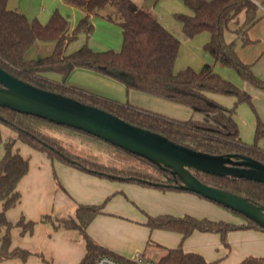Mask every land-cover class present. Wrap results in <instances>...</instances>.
<instances>
[{
  "label": "trees",
  "instance_id": "trees-1",
  "mask_svg": "<svg viewBox=\"0 0 264 264\" xmlns=\"http://www.w3.org/2000/svg\"><path fill=\"white\" fill-rule=\"evenodd\" d=\"M68 1L81 7L85 12L73 30H70L67 17L59 11H55L46 23H42L37 19H28L20 10L10 9L7 5L8 0H0V66L38 87L100 107L132 124L161 133L177 143L196 150L214 154L242 153L264 162V151L258 146V141L264 137V121L257 120L255 138L249 144L240 138L239 125L235 117L239 103L252 102L251 94L215 72L211 63L204 64L200 70L187 67L175 71L174 65L181 42L154 12L142 7L135 0ZM183 1L193 11L190 15L176 14L183 23L184 33L193 37L202 31H208L210 40L205 48L215 61L234 68L244 80L264 89V80L257 77L251 66L239 57L236 40L227 41L225 37L230 22H236L237 35L243 39V42L249 41L246 31L257 21L259 7L264 0ZM106 5L114 7V12L108 16L122 27L121 50L96 51L85 43L70 54H65L66 46L79 33L85 32L88 35L93 33L94 24L91 14ZM240 15L244 16L242 22L239 21ZM37 40H55L56 46L48 56L27 59L26 51ZM76 67H84L113 76L121 80L128 90L137 89L189 106L200 112L203 118L175 119L138 108L128 102L120 103L68 85L66 78ZM49 73L60 74L62 80L51 79ZM210 93L233 95L236 97V102L234 106L228 107L211 97ZM0 121L16 130V136L5 141V152L0 159V201L3 205L0 211V233L2 230L5 231L0 237V262L14 256L25 259L31 253L21 248L10 250V229L15 224L6 215L7 210L20 201L21 193L18 190V184L30 167L29 159L23 156L19 149L14 148L18 139L33 149L46 152L52 158L98 176L155 186L163 190L187 191L178 186L180 180L173 176L169 169H163L143 156L136 155L84 130L6 107H0ZM52 127H66L100 139L137 158L143 164H134L125 170L115 171L113 169H117L116 167L94 161L88 162L84 158L71 154L60 146L54 135L42 129ZM147 165L153 166L156 173L149 170ZM194 172L207 184L247 197L256 204H264V183L196 170ZM102 209L103 204H79L75 216L59 219V226L78 228L85 237L87 252L79 264H96L98 257L103 254L128 261V258L114 254L87 232L88 225L102 212ZM244 217L248 220L247 223L238 225L198 218L191 214L183 216L159 214L149 215L146 223L151 228L180 232L183 238L196 230L218 232L224 239L229 231L238 227H252L264 231L258 223ZM34 223L33 220H26L22 215L16 226H21L22 232H32ZM159 260L163 264H216L215 261L207 260L199 252L185 251L181 245L167 247ZM47 264L51 263L47 262ZM239 264H264V256L249 255Z\"/></svg>",
  "mask_w": 264,
  "mask_h": 264
},
{
  "label": "crops",
  "instance_id": "crops-1",
  "mask_svg": "<svg viewBox=\"0 0 264 264\" xmlns=\"http://www.w3.org/2000/svg\"><path fill=\"white\" fill-rule=\"evenodd\" d=\"M135 1L138 2L142 7L154 12L160 21L176 37L179 38L181 45L174 65L175 71H180L187 67L200 70L204 64L211 63L213 64L215 72L251 94L252 102H241L237 106L235 117L239 125L240 138L246 143H252L255 138L257 120L261 119L264 121V89L247 80H244L234 68L215 61L214 57L205 48L206 43L210 40V33L208 31H202L193 37H189L184 33L183 23L176 17V14L184 13L190 15L193 14V11L184 3L183 0H162L160 3H157L156 0ZM182 3H184L185 6ZM162 4H164V6ZM7 5L10 9L20 10L28 17V19H37L42 23H46L55 11H59L61 14L67 17L70 30H73L80 19L85 15V12L81 7L74 5L68 0H8ZM114 10L115 9L113 6L106 5L100 10L92 13L91 20L94 24V28H105L108 32L120 34L121 29L118 25V22L112 20L108 16V14L114 12ZM258 16L259 17L257 21L254 22L246 31L249 41L243 42V39L237 35L236 30L234 38L233 36L227 38L226 34L225 37L227 41L236 40L237 52L241 60L251 66L253 73L257 77L264 80V2H262L259 7ZM243 19L244 16L240 15L239 21L242 22ZM237 27L238 24L236 23V29ZM39 41L43 40H37L28 48L25 53V57L27 59H33L36 54H38L39 57H41L43 54H47L45 56H48L52 53L56 46L55 40H48L50 41L48 47L40 46L39 48ZM90 44L91 45H88L93 49L97 46L94 42H91ZM49 77L54 80H62V76L58 73H49ZM67 79L69 80L68 85L82 88L99 96L106 97L120 103L128 102L138 108H144L145 110L158 112L166 116L172 115L180 117H174L175 119L186 120L189 118H195L199 120L203 118V115L200 112L195 111L189 106L173 102L163 97L151 95L137 89L128 90L121 80L113 76L94 71L92 69L76 67L69 74ZM210 96L228 107L234 106L236 102V97L233 95L210 93ZM172 116L169 117L173 118ZM19 145H15L14 148L20 150ZM26 145L30 147L28 144ZM258 146L262 151H264V137L258 141ZM45 158L47 159L46 163L45 161L43 162L45 163V168L39 170L38 172L39 175H41V180L39 179V183L41 181L40 184H46L45 186L49 189V197L54 192H56V190L55 181L52 180L50 163L48 161L50 158L49 156H43V160ZM54 161L55 159L51 161L53 166L55 163ZM55 166L60 171V173L64 172L67 175L66 178L61 177L63 184L66 186H64V188L69 189L74 194H76L75 189L79 190L80 193L78 198L80 200H85V202H88V204L89 202H101L107 196L112 195L114 192H118L122 189L127 197L129 199L131 197L132 201L137 204V207L143 211L145 210L146 213L154 214V216L158 214H180L176 212L179 211L176 209V207L167 202L159 201V206H155L154 209L149 207L152 203V196H155V198L161 196L165 200L168 198L174 199L177 195L181 196L182 194L178 193L176 190H163L160 188H154V186H146L142 184H140V186L139 183L128 181L119 182L121 180L98 176L76 168L72 165L68 166L66 164L56 163ZM28 173L24 177H26ZM24 177L22 179H24ZM34 186L38 187L39 184H34ZM83 193L87 195H83ZM186 195L191 196L192 194ZM48 197L46 200H48ZM116 199L121 201L119 196L113 197L111 201L107 202L108 208H110L111 205L113 206ZM24 200L25 195H22L21 193V199L18 205L21 204L22 209L16 210L18 205H15L16 208L14 206L8 209L6 213L7 218L15 224L11 230L13 238L11 239L10 250L14 248H21L27 249L30 252H47L46 254L53 258V264H79L87 252V246L86 240L79 237L80 233L77 228L65 227L66 229L63 228L64 230L59 229V231L54 232L48 223L42 224L39 222L40 225L37 224V226H34L32 232H25L23 234L22 227L16 226V223L20 219V212H24L26 214V220H30L31 217L36 216L35 214L39 215L43 211L40 210L38 206H36V202L35 205L29 206V204H24ZM43 201L44 199L42 197L38 198L40 205ZM67 204L69 203L61 204L58 209H65V205ZM1 207L3 208L2 201H0V211L2 210ZM36 209L38 210L36 211ZM113 209L110 210H113L115 214L112 211L110 212H112L114 216L116 215L117 217H120L118 214H125L121 213V211H118L116 207H113ZM127 209L128 213H126V216L128 218H113L114 221L112 220L113 222L106 226V231L101 232L102 234L99 232L96 233L92 230V222H90L88 225L91 234L93 235L91 236L94 239L111 250L114 254L124 258H130L134 253L144 251V247H146L148 244L146 241L148 239L149 233L148 229L141 226L143 221L140 220L141 218L139 217V212L130 207H127ZM46 210L49 211L48 208ZM24 213H21V215ZM102 213H105V211H102L100 214ZM100 214H98L95 218L98 219L99 217H103L99 216ZM246 223L247 222L244 224ZM145 224L147 225V223ZM37 228L40 232H42V235H38L36 233ZM201 232L206 234L208 233L196 230L187 238H183V241L181 242L180 235H176V239L170 243L169 247L182 245L185 251L199 252L203 254L207 260L215 261L216 264H239L245 257L251 255V253L249 255H240L234 258V260H230L229 258L226 262H218L219 259H217L215 252L211 247L204 246V241H199L200 243L198 244L195 242V235L203 236V234H199ZM21 233L23 235H20ZM177 233L181 234L180 232ZM158 244L162 245L160 243ZM254 254L255 253L252 255ZM0 264H18V262H16V260H3L0 262ZM22 264L45 263H41L38 259L32 260V255H28Z\"/></svg>",
  "mask_w": 264,
  "mask_h": 264
},
{
  "label": "rangeland",
  "instance_id": "rangeland-1",
  "mask_svg": "<svg viewBox=\"0 0 264 264\" xmlns=\"http://www.w3.org/2000/svg\"><path fill=\"white\" fill-rule=\"evenodd\" d=\"M156 2L160 3L162 2V0H156ZM182 4L184 5V3ZM162 5L164 6V4ZM118 25L121 29L120 34L115 33V32H112V33L108 32L105 28H100V27L94 28L93 33L90 35H88L85 32L79 33L76 38L72 39L68 43V45L65 48V54H70L71 52L81 47V45H83L84 43H88L89 45H91L90 44L91 42H94L97 45L94 48V50L96 51H105L108 49L120 51L123 46V30L119 23ZM235 30H236V23L230 22L228 28L226 29V33H225L226 37L228 38V37L233 36L234 38ZM49 43L50 41L48 40L39 41V44H40L39 48L40 46L48 47ZM45 55L43 54L41 57H45ZM38 58L40 57L38 54H36L33 59H38ZM67 78H66V83L68 84L69 80ZM169 116H172V115H168V117ZM172 117L180 118L179 116H172ZM42 129L44 132L54 135L56 139L58 140L60 146L68 150L71 154L79 158L80 157L84 158L88 162L94 161V162H99V163L106 164L112 167H116L117 169H113L115 171H119V169L125 170L129 168L130 165L143 164L141 163L142 161L138 160L135 157L128 155L121 149H118L110 145L109 143H106L100 139L89 137L83 133L73 131L72 129H69L66 127H56V128L52 127L49 129L47 128H42ZM15 136H16V130L13 129L11 126L0 121V159L3 157L4 152H5V141L10 140V138H14ZM15 145L20 146V152L22 153L23 156L27 157L30 162V170L28 171L29 173L26 177H24V179H22L18 187V190L20 191V193H22V195H25L24 204L25 205L29 204V206H33L35 205V202H36V206H38L40 210H43L39 214L40 216L35 214L36 216L31 217L30 220H33L35 222L34 226H37V224L40 225L39 222H41L42 224L48 223V225L52 228L54 232L59 231V229L65 228V227L59 226V219L75 216L76 209L79 204H85V203L88 204V202H85V200H80L78 198L79 197L78 195L80 193L79 190L75 189V192L77 194L76 195L73 192H71L69 189L64 188L65 184H63L61 177L66 178L67 175L64 172L60 173V171L56 168L55 164L56 163L66 164V163L58 160L57 158L50 157L44 151H37L36 149L34 150L28 147L26 143H23V141L19 139L15 142ZM43 156L44 157L49 156L50 158L48 160L50 163V171L52 175V180L55 181V190L57 192V193L54 192L49 197H48L49 189L45 186L46 184H40L41 181L39 183V179L41 180V175H39L38 172L39 170L45 168L44 164L46 163V160H47L46 158L43 160ZM53 159H55L54 166L53 164H51V161ZM44 161L45 163H43ZM66 165L71 166L69 164H66ZM147 166L149 170L156 173V169L153 166L151 165H147ZM124 173H126V171H124ZM119 182H123V181H119ZM34 184H39V186L35 187ZM154 188H157V187L154 186ZM178 193H181L182 195L181 196L177 195L175 196L174 199L168 198L166 200L161 196H158L157 198H155V196H152L151 197L152 203L150 204L149 207L151 209H154L155 206H159L160 202H167L169 204H172V206L176 207V209L179 210L176 212L180 214H175V216L191 214L198 218H208V219H212L216 221L236 223L238 225H242L248 221L240 213L230 208H227L222 204L212 201L204 196H201L197 193H194L191 191H178ZM186 194H192V195L189 196ZM83 195H87V194L83 193ZM116 196H119L121 201H119V199H116L113 206L111 205L110 208H108L107 202L111 201L113 197H116ZM192 196H196V197H192ZM39 197H42L44 199L41 205L38 202ZM47 197H48V200H46ZM63 203H69V204L65 205V209H62V210L58 209L60 205ZM90 203L91 202H89V204ZM91 204H103L102 211H105L106 213V214L99 213L100 214L99 216H103V217L101 218L99 217L98 219L95 218L96 220L94 219L93 221H91L92 230L96 233L97 232L101 233L103 231H106V226L108 224L110 225L111 222L114 221L113 218H119V219L128 218L126 216V213H128L127 207L137 210V212H139L138 213L139 217L141 218L140 220L143 221V224L141 226L148 229V232H149L148 239L146 241V243L148 244L146 245V247H144L145 250L141 251V252H144V256L147 258L158 261L160 257L162 256V254L164 253L165 249L170 246V243H172L174 239H176V235H180V238H181L180 242L183 241V236H181V234L177 232H171L165 229L151 228L150 226H147L145 223L147 222L148 216L149 215L154 216V214L146 213L145 210L143 211L140 208H138L137 204H135L132 201V198L130 197L129 199L122 189L119 190L118 192H114V194L112 195L107 196L101 202H92ZM46 206L49 209V211L46 210L47 209ZM113 207H116L118 211H121V213H125V214H118L120 215L121 218L117 217L116 215L114 216L115 213L113 212L114 210ZM19 209H22L21 204L17 206L16 210H19ZM110 209H113V210H110ZM37 210L38 209H36V211ZM110 211H112L114 214H112V212ZM21 213H24V212H20L19 217L22 216ZM23 215L26 216L25 213ZM12 228L10 229L11 239L13 238V235L11 232ZM88 228H87V232L90 235H92L90 228L89 229ZM4 233L5 231L2 230V232L0 233V237H1V234H4ZM24 233L25 232H23V234ZM36 233L38 235H42V232H40L38 228H37ZM79 233H80L79 237L82 239H85L84 235L82 234L80 230H79ZM23 234L21 233L20 235H23ZM199 234H203V236L200 235L202 236L200 237L199 235H195L196 236L194 239L195 242L198 244L200 243L199 241H204L203 243L204 246L211 247L213 251L215 252L217 259H219L218 262L220 261L226 262L229 258L230 260L232 259L234 260V258H236L237 256L249 255L250 253L251 255L255 253L254 255L264 256V231L261 229H255L252 227H248V228L238 227L234 230L229 231L226 234L225 239L222 237L221 233H218V232H208L207 234L201 232ZM158 243L162 245H159ZM46 253L47 252H31L29 255H32V260L38 259L40 260L41 263L47 264V262H50L51 264H53V258L50 257ZM3 260L5 261L16 260L18 264L24 263V259L21 256H14L11 258H5Z\"/></svg>",
  "mask_w": 264,
  "mask_h": 264
},
{
  "label": "water",
  "instance_id": "water-1",
  "mask_svg": "<svg viewBox=\"0 0 264 264\" xmlns=\"http://www.w3.org/2000/svg\"><path fill=\"white\" fill-rule=\"evenodd\" d=\"M0 107L84 130L143 156L180 180L179 187L242 213L264 228V204L203 182L196 171L264 183V162L242 153L214 154L177 143L100 107L38 87L0 66Z\"/></svg>",
  "mask_w": 264,
  "mask_h": 264
},
{
  "label": "built area",
  "instance_id": "built-area-1",
  "mask_svg": "<svg viewBox=\"0 0 264 264\" xmlns=\"http://www.w3.org/2000/svg\"><path fill=\"white\" fill-rule=\"evenodd\" d=\"M96 264H163L160 260L156 261L144 256L143 252H137L128 261L121 260L108 254L100 255Z\"/></svg>",
  "mask_w": 264,
  "mask_h": 264
}]
</instances>
